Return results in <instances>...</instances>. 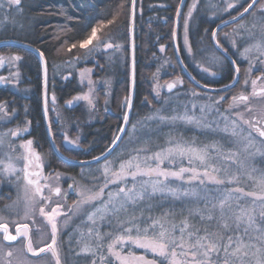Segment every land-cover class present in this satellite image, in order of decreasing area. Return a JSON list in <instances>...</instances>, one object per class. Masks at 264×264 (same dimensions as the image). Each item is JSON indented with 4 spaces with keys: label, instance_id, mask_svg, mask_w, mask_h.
<instances>
[{
    "label": "trees",
    "instance_id": "obj_1",
    "mask_svg": "<svg viewBox=\"0 0 264 264\" xmlns=\"http://www.w3.org/2000/svg\"><path fill=\"white\" fill-rule=\"evenodd\" d=\"M250 1L248 0V2ZM130 2L131 0H21L19 8L10 6V22L5 23V26L0 28L8 32L7 36H0V41H19L33 46L43 53L48 70L47 111L51 134L56 148L68 159L87 160L99 156L110 146L114 138L115 128L119 125L116 115H122L128 96V20ZM178 2L179 0H136L134 19L135 98L127 134L114 152L103 162L80 167L69 166L52 156L56 170L58 169L70 175L75 195L71 202L80 199L77 195L79 190L99 191L104 184V175L95 171L98 166L105 163L106 160L114 161V170H117L118 163L122 160H128L131 156H136V150L138 149H146V151L139 153L141 157H145L159 152L162 148L168 146L170 141L183 140L194 143L198 147L215 143L220 147H228L230 154H243L241 147L234 142L237 138H227L225 134L221 135L223 131L219 130L209 131L210 129L199 126L196 128L195 124L171 123L170 120L162 121L159 119L153 123H143L139 130L132 131L134 125L144 122L147 117H150L156 111H159L160 117L174 116L178 113V108L181 107V101L186 100L188 97L191 98L188 93H185V88H182L183 85L176 87L175 90L179 92L166 102L162 93L163 80L166 79V75L179 72L171 41L173 19ZM246 6V0H241L236 7L229 9L226 14L217 17L216 20H210L208 18L209 13L215 12L217 14V11L221 10L223 6L216 5L215 9H209L208 12V7L200 5L198 11L192 17L193 24L188 26L190 47L195 53L193 55L199 59L204 57L209 49L215 55L220 56L213 49L210 42L213 28L217 24L236 16ZM258 8L259 3L249 14ZM23 11H26L30 22L27 27L22 26ZM13 12L14 15H11ZM109 20H113V23L108 24ZM100 25H104V27L98 31L97 35L105 43H110L112 47L105 48L103 44L98 45V42L94 40L89 45V48L94 49L91 53L88 52V49L80 48V42L91 35L92 28ZM227 29L228 27L217 33L216 39L218 41L224 35L223 31ZM72 44H76L77 47L69 51L68 49ZM0 54L20 57L19 60L12 62L13 68H3L2 72L0 71L3 83L0 86V104L6 107L5 115L9 118L6 127H12L13 129L14 126H20L19 129H24L31 126V130L37 131L38 137L50 154L41 116L40 62L32 52L13 46H1ZM164 58L167 61L163 63ZM181 58L189 73L195 76L201 84L208 83L210 87H219L228 84L232 80L233 72L225 59L222 60L221 66L217 70V77L210 78L207 77L208 75L205 76L195 71L184 53ZM56 66L62 68L58 71ZM85 66L94 68L93 79L101 81L104 88H101L102 91L97 90L95 98L96 106L99 108L97 124L91 121L83 127L79 110L85 104L74 100L80 93H83L84 86L80 84L79 71ZM104 91H106V94ZM157 92H159V95H157ZM200 92V95H209L210 98L214 96L211 93ZM223 94H226V92L219 95ZM70 105L73 108H70ZM219 108L226 111L234 119L235 114L238 113L227 111L222 107ZM77 129H79L78 131L81 132L83 138H80L76 148H66L64 146L66 133L68 136L74 137V131ZM243 157L246 156L242 155L241 158L243 159ZM85 169L94 170L95 172L89 177L82 172ZM145 178L147 177H141L140 179L147 180ZM131 181L132 179L129 182ZM172 183L187 186L175 180ZM0 186V201L5 202L6 206L10 205L15 200L18 184H14L10 179L0 178ZM213 187L212 184L207 186L209 196L207 207L209 209H211V204H218L217 201H220L221 196L225 195L223 193L230 190L224 184L215 191L212 190ZM118 188L119 186L116 184H109L104 190L101 201H94L92 205L86 206V211L91 212L95 208L101 207L102 201L107 200L108 193L110 191L115 192ZM201 194H204L203 189H201ZM149 203L153 205L151 211H149ZM4 208H1V210ZM169 208L175 209L174 214H169L165 219V226L171 229L172 224L180 225L181 221L189 216L190 209H204L205 202H197L191 199L173 201L171 197L162 199L157 194L151 201L144 200L135 205L130 204L127 206L126 211L119 214L118 218L109 215L104 220H97L94 227L104 237L102 247L107 248L114 237L120 234L122 229L118 227V224L121 221H128L133 217L142 221L150 215L153 218L162 217V213ZM214 209L213 215L216 218L212 221H201L199 215L190 217V223L200 228L201 234H203V228L208 227L209 231L222 235L224 242H227L228 236L234 238L240 236L245 242H249L250 238L256 236L255 234L249 236L248 232L250 233V230H248L245 237V232H241V227L233 233L226 232L227 230L220 226V214ZM62 211L67 212L63 208ZM5 212L1 214L4 219L13 217L12 213L4 214ZM259 212V209L257 213L256 210L253 211L255 221L258 222V224L254 222V226L264 229V226L263 228L259 226V224H262L261 219L258 217ZM17 217H19L20 222H31L33 247H41L48 240V237L50 238L49 228L46 223H43L38 214H34L32 219L29 218V221L28 218L23 220L21 216ZM7 222L10 223L11 221ZM58 224L61 229L58 234V241L60 243L62 264H71L70 262L73 259L74 264H89L91 255H76L84 244H96L95 234L91 238L88 235V228L93 225H91V222H87L86 214L73 216L67 223H65V217H59ZM127 226L125 224V227ZM81 233H83V236H81ZM109 233L111 235H107ZM175 234L177 237L179 236L178 228ZM254 242L259 243V241ZM2 244L0 246V264H2V261L3 264L5 261L8 264H45L42 263L41 259L36 260L40 256L48 258L49 262L47 264H55L49 253H42L36 257L27 255L19 246H16L18 247L16 248L11 247V244H4L3 242ZM102 247L96 250L95 257L97 256V260V254L103 251ZM9 251L12 252V255L6 256L5 254ZM135 253L141 254L143 251H136L135 249ZM146 257L153 259L151 255ZM156 259L159 260V258Z\"/></svg>",
    "mask_w": 264,
    "mask_h": 264
},
{
    "label": "snow or ice",
    "instance_id": "obj_2",
    "mask_svg": "<svg viewBox=\"0 0 264 264\" xmlns=\"http://www.w3.org/2000/svg\"><path fill=\"white\" fill-rule=\"evenodd\" d=\"M9 6H16L19 8L21 0H7ZM135 0H133V4ZM247 6L243 7V12L239 14L242 18L244 14L249 13L250 10L256 8L259 3V12L264 13V3H261L260 0H251L248 2L246 0ZM235 5L228 3L227 7L232 9ZM0 7H3V4L0 3ZM197 4L194 2L191 6L188 15L191 16L192 9L196 8ZM179 13V9H178ZM237 17H233V20H236ZM113 20H109L108 24H112ZM104 25L99 27H93L91 30V35L80 42L79 47L82 49H88V52L91 53L94 51L93 48H89V45L96 40L99 44H103L105 48H111L110 43H105L97 33L102 29ZM187 21L185 22V30L187 32ZM217 33L214 30L212 32V39L216 41L215 48L221 50L222 55H212L208 57L210 63L214 66H221L222 60L227 59V49L223 48L221 43L216 39ZM185 43L187 44V35L185 36ZM235 46V42H233ZM76 44H72L68 49L71 51L73 48H76ZM255 47L257 51L264 56V45L257 43L254 46H250L244 49L242 53L245 58L252 51V48ZM163 50V48H162ZM189 53L191 54V48L189 47ZM41 60H43V53H40ZM12 60H19V56H12ZM0 62H3V57H0ZM264 63V61H262ZM232 64L235 65L236 61L233 60ZM199 66V65H198ZM202 71L208 73L209 75L215 76V72H209L207 67H202ZM240 69L237 67L236 72L239 73ZM252 68L248 69L250 73ZM83 75V74H82ZM191 79L195 84L202 89H208L209 84H201L194 76ZM262 77H257L256 79L251 80L252 93L250 95H245L241 93L238 96L232 97V102L229 106V111L232 108L244 105L248 109V102L251 97H260L264 98V86H260L258 89V81ZM238 80L237 76H233V81ZM183 81L180 78H177L175 81L168 83L167 88L171 91L176 85L182 84ZM248 81L245 80V84ZM234 85H225V88H230ZM159 95V92H157ZM193 96H197L198 93L193 92ZM76 100L88 99L87 96L76 97ZM225 99L221 96L218 100H213L211 105H202L200 107V115L198 116L195 111L191 113L185 108V111L182 114L172 116V117H159L160 120H171L173 122L180 120L187 124H195L199 127L208 128L210 130H219L223 131L226 134L232 136H237L236 131L238 124L237 120L242 121L243 124L248 125L249 128L253 129L258 133L260 137H264V128L257 127L256 125L260 123L257 120H247L243 118L242 113H236V119H231L230 116L225 115L219 111V104ZM71 103V102H69ZM126 103L129 108L131 107V97L126 98ZM196 106L193 105V109ZM250 110V109H248ZM0 111H3V107L0 106ZM215 112L218 119L214 121L207 120V114ZM124 120L127 122L129 120V114L125 112ZM220 120H223V127H220ZM215 124V128H213ZM135 128V125L133 126ZM21 131H27V128L11 130L10 135L16 137ZM49 131H51L49 129ZM121 132L125 131L124 127H121ZM9 135V133H4L0 135V146H3L5 143L4 137ZM251 135V134H249ZM122 137L117 135L112 144L115 145L118 140ZM243 139H248V137H242ZM65 140L69 144L75 143L68 139L65 136ZM171 146L167 148H162L159 152H155L152 155L145 156L141 158L140 152L146 151V149H138L137 155L130 157L128 160H122L119 164V169L114 170V161L106 160L103 165V175H104V184L100 187L99 191L93 192L89 190H79L77 195L80 199L72 206H70L67 212H63L61 205L58 201L56 202L55 207H51L50 211H46V208L49 206L50 197H45L43 194V189L38 180H32L28 178L26 173L25 179L28 185L33 186V196H39L42 200L43 206L39 208V213L42 217L45 218L47 224L51 229V243L46 244L44 247L34 248L33 241L30 237L29 225L27 223H20L16 227V234L13 235L8 231V227L5 223H0V231L3 232V240L12 242L17 241L19 237H23L26 250L32 253L33 256H38L41 253H50L54 259L55 264H62L60 257V243L58 241V234L61 231L58 224V217H65V223L71 220L73 216L85 215L87 216V222H91L92 227L88 228V235L91 238L95 234L96 244H84L78 253L77 256L84 255L93 257L91 264H96L95 255L96 250L102 247V241L104 237L96 230L94 227L97 223V220H104L107 216L119 217L121 212L127 210L128 205H135L140 201L148 200L151 201L153 197L157 194L161 196L162 199L172 198L173 201L181 200L187 201L189 199L195 200L197 202L204 201L205 208L200 209H190L189 216L185 217L180 225L172 224L171 229L165 226V219L169 214H174L175 209L169 208L162 213V217L153 218L151 215L147 218H144L142 221L133 217L128 221H121L118 224V227L122 229L119 235L115 236L112 240V243L108 244V252L111 256L115 257L116 261L119 264H164L167 261V264H264V231L257 228L256 231L260 233L259 235L250 238L249 242L242 240L240 236H228L227 242H224L223 236L218 235L215 232L209 231L208 227L203 228V234H201V229L195 227L190 223V217L199 215L201 221H212L216 217L213 215V209L207 207V202L209 200L207 184L223 185L225 183H233L235 178H230L227 181L220 178L214 173H218L220 169L215 168L209 162L213 157L211 156L209 149H215L217 152L221 151V148L218 144L205 145L203 147H197L194 143L185 142L183 140H176L169 142ZM32 140L26 141L25 144L21 147L28 150L29 154L37 161L41 159L40 155L35 153L32 150ZM59 151V149H57ZM103 155V154H102ZM235 155L231 153L229 158ZM28 159V157H24ZM67 159V158H65ZM95 161H99L101 157H94ZM187 159L189 167H180L177 171H173L167 168H162L161 165L168 163H175L177 160ZM154 162V164H153ZM198 162V167L196 165ZM31 163V161H29ZM85 162H81L83 165ZM0 164L3 165V168L0 169V175H11L14 174L16 169L11 163L5 164L0 160ZM39 167V165H37ZM199 167H202L204 170H198ZM211 169V172L209 171ZM185 174H190L186 177ZM34 175H39L34 173ZM131 176L132 186L128 187L126 178ZM147 177V180H143L137 185L138 178ZM172 180L181 181L183 185H174ZM199 181V186L194 185L193 182ZM122 183L123 186L119 187L115 192H109L108 198L106 201H102V206L95 208L94 211L87 212L86 206L92 205L94 201H101V198L104 195V190L108 187L109 184ZM47 187V185H45ZM73 186L69 185L71 189ZM259 187L261 189V195L256 196L254 193H245V195H253L255 199L262 202V210L260 213L261 219L264 220V178H261L259 182ZM201 189H203V195L201 194ZM49 191H54V194L57 197L66 195L63 193L60 187H55L54 189H49ZM235 192H243L242 189H235ZM233 195V190H229L228 194L225 195L219 201V210H220V226L225 230L230 228L229 223L224 219V208L225 204ZM153 205L149 203V211H151ZM215 208V205H213ZM30 213L29 204L25 205V218H28ZM236 229L239 230L241 224H245L244 229L245 234L248 232V228L251 227L255 222V217L249 211L241 209L240 213L235 216ZM150 221V223H149ZM125 224L128 226L125 227ZM179 229V236H176V230ZM107 235H111L110 233ZM83 236V233H81ZM259 241V243L251 242ZM127 245H134L136 248L144 249L145 252H151L153 254V259H148L146 255H135L132 252L128 254L123 253V249ZM251 251V259L249 258ZM6 256H11L12 252L9 251L5 254ZM156 258H159L157 260ZM101 260L104 259L103 256L100 257ZM4 264H8L7 261Z\"/></svg>",
    "mask_w": 264,
    "mask_h": 264
},
{
    "label": "rangeland",
    "instance_id": "obj_3",
    "mask_svg": "<svg viewBox=\"0 0 264 264\" xmlns=\"http://www.w3.org/2000/svg\"><path fill=\"white\" fill-rule=\"evenodd\" d=\"M194 2L197 4L196 8H199L200 5H198V0H192L191 6L193 5ZM240 2H241V0H205L204 5H206L209 9H215L214 7L216 5L223 6L221 10L217 11V14H215V12L209 13L208 18L210 20H216L217 17H220V16H222L228 12V10H229V8L227 7L228 3H232L235 5L234 7H236ZM0 3L3 4V7H0V28H2L5 26V23L10 22V17H9L10 6H9L7 0H0ZM261 3H264V0H261ZM189 9H190V7H189ZM192 10H194V9H192ZM19 13H20V11H19ZM188 13H189V10L187 7L186 11H184L181 14V18H180V22H179V28H178V35H177L178 44L180 42L182 52L184 53L185 57L189 61L192 68L195 69V71H197L198 73L205 75V76L208 75V76H210V78H215L216 75L212 76V75H209L208 73H205L202 71V67H207L209 69V72L217 73V70L219 67L214 66L208 60V57L215 55L211 50H209V49L207 50V54L204 56L205 58L201 57L199 59L193 55L195 53H193L192 49H191V54L189 53V47H190L189 32L190 31H188L189 29L187 27V32H186L185 22L187 21V24L189 26L190 21L192 20V18H191L192 16H189ZM11 15H14V12ZM259 20L261 23L258 22ZM173 21H174V19H173ZM22 22H23L22 26H24V27L25 26L27 27L30 24L26 11H23V21ZM172 28H173V26H172ZM223 33H224V36H230L229 38L232 39V46H233V42H235L234 47H237L241 44L243 46L247 47L249 45V42H253V41H258L257 43H263L264 42V20L262 21L261 18L258 17L257 9H256L251 14H249V16H247L245 19L241 20L240 22H238L232 26H229L226 31H223ZM7 35H8L7 30L0 29V36H7ZM171 35H172V33H171ZM186 35H187V44L185 43V36ZM19 36L21 37V35H19ZM171 39H172V37H171ZM250 46H253V45H250ZM254 48L255 47L252 48V51L248 54V56H254V54L256 53V50H254ZM254 51H255V53H254ZM12 56H16V55H8L7 56V55L0 54V57H3V62H0V71L1 72H2L3 68H8V67H9L8 69L13 68L12 62H15L17 60H12L11 59ZM248 60L251 63L250 65H253L254 58H253V60H250V58H248ZM166 61H167L166 58H164L163 63ZM56 67H57L58 71L62 68L61 66H56ZM90 75H91L90 71L80 70L79 71V77H80L79 80H80V84L82 86H84L83 90L88 91L91 89V91H92V88H95V91H93L92 95H91V93L90 94L88 93V95L86 94V96L88 97L87 100L89 102H85V105L91 103V105L96 106L94 101H96L95 98L97 95V90H101V88H104V84L101 81H93L91 83L92 80L89 77ZM1 79L2 78L0 77V80ZM104 93L106 94V91H104ZM192 93L190 91L191 95H192ZM188 96H190V95L188 94ZM193 97H194V99L193 98L191 99L189 97H188L189 99L188 98L186 100L183 99L184 101H181V107L178 108V110H177L178 113L175 114L174 116L182 114L185 111V108H187V110L190 113L192 111H195V113L199 116L200 115L199 110H200V107L202 105H211L213 100H217L216 98H212V97L210 98L209 95L198 94L197 96H193ZM193 105L196 106L194 109H193ZM5 108L6 107H3V111H1L2 115H5L4 114ZM219 111L225 115L230 116L229 114L226 113V111L220 110V108H219ZM1 114H0V123L8 122L9 118L6 115L4 117H2ZM159 117H160L159 111L152 113V115L150 117H147L144 120V122H139L137 125H135V128H133L132 131L134 132L136 130H139L143 123H153V122L158 121ZM216 119H218V117L216 116L215 112L207 114V120L208 121H214ZM231 119H234V118H231ZM235 119H236V117H235ZM170 122L171 123H175V122L184 123L183 121H180V120H177L175 122L170 120ZM241 122L242 121L237 120V124H238V127L236 129V131L238 133L237 136H232V135L226 134L224 132L223 133L220 132V133H222L221 135L225 134V137H227V138H229V137L237 138L234 140V142L238 146L241 147V152L243 151L242 155H244L246 157H243V159H242L241 158L242 155H237L236 153H234L235 155H232L229 158L230 150L227 149L228 147H226V148L220 147L221 148L220 152H217L215 149H212V148L209 149V152H210L211 156L213 157V159H211L209 163L212 166H214L215 168L220 169V171L218 173H214V174L218 175L222 179H225V181H227L230 178H235L233 180V183H231V184L225 183L224 184V185L228 186L230 190H233V195L228 200V202L225 204V208H224V219H226L230 225V228L226 232H230V233H233L236 230V224H235L234 218L236 215H238L240 213L241 209L249 211L252 215H253L254 210H256V213H257L258 209H259L260 212L258 213V217L260 219H261L260 213L262 210V202L260 200L255 199V197L253 195H245V193H254L256 196L262 194L261 189L259 187V182H260L261 178H264V169L261 170L260 167H256L257 162L259 160L258 161L255 160V159H258L255 154H259L258 155V157H259L260 151L252 149L253 148L252 144H250V147H249V143H251V139L241 131V128H243L242 126H244ZM223 124H224L223 120H220V127L221 128L223 127ZM195 127L197 128V125H195ZM215 127H216L215 124H213V128H215ZM78 130L79 129L74 131L76 134L74 137L68 136V134L65 132L66 133L65 136H67L69 140L75 142L73 144H69L64 139V146L66 148H69V147L70 148H76L77 147V143H79L80 138L82 137L81 136L82 134H80L81 132ZM6 131H7V133L10 134V130H6ZM65 131H67V130H65ZM209 131H212V130H209ZM22 132L23 131H21L19 134H22ZM242 137H248V139H243ZM9 138H10L9 135L6 136L7 144L4 143L3 146H0V150H1L0 160H2L5 164L11 163L14 166V168L16 169V171L14 174H11V175H0V178L6 179V180L10 179L11 181L14 182V184H18L17 192L14 190L16 192L15 200L10 205H7L6 209H5L6 213H12V215H13L12 218H10V219L5 218V219L7 221L15 222L19 219V217H17V216H21V218L23 220L26 219L25 218V205H26V203H28L29 207H30V213H29L28 217H30L31 213H33V210H32L33 208H32V204L28 200L29 196H27V194H26V191H28V190L25 191V189H24V187L27 189V186H26V182L22 176L21 165L19 164V160L15 157L16 154L12 153V150H11L10 146L8 145L10 143ZM243 143H245V144H243ZM7 146H9V147H7ZM169 146H171V145L169 144L168 146H166L164 148H167ZM5 149H8L9 151H5ZM13 149H16V147H13ZM263 152H264V149H263ZM141 158H143V157H141ZM185 162H187V164H189L187 159H184V160L178 159L175 163L165 162V164L161 165V167L167 168V169H170L173 171H177L180 167H184ZM259 163H260V161L258 162V164ZM104 164L105 163H102L100 166H98L95 171H98V172L103 174L102 169H103ZM119 164L120 163H118L117 170L119 169ZM153 164H154V162H153ZM172 166H174V167H172ZM189 166L190 165H188V167ZM192 166L198 167V162L196 165H192ZM2 168H3V165L0 164V169H2ZM198 170L203 171L204 169L202 167H199ZM95 171L90 170V169L82 170V172L86 173V175L89 177L92 176V174ZM209 171L211 172V169H209ZM241 174H242V176H241ZM185 175L187 177L190 174H185ZM66 179H67V177H66ZM128 179L130 181L132 179L131 176H128L126 178V182H127L128 187H131L133 181L129 182ZM145 179H148V178H145ZM143 180L138 178L137 185H139V183ZM173 181L174 180H172V182ZM176 182L181 183V181H176ZM193 183L195 186H197V187L199 186V181H195ZM116 185L119 187L123 186L122 183H116ZM209 185H211V184H209ZM212 185L214 186L212 188V190H214V191L216 189L218 190L222 187V185H219V186L215 185V184H212ZM207 186H208V184H207ZM238 188L242 189L243 192H235L234 191L235 189H238ZM79 189H77V190H79ZM228 191H226L223 194L227 195ZM110 192H114V191H110ZM225 195H222L221 199ZM217 202H218V204H216V205L211 204L210 207H211V209H214L213 205H215L216 212L218 214H220L219 201H217ZM252 208H253V210H252ZM50 210H51V208L49 210H46V211H50ZM37 214L39 216H41L39 213V210L37 211ZM41 218H43L45 220L44 217L41 216ZM58 218H57V220H58ZM1 219H4L3 216H0V220ZM43 219H41V220L43 221ZM261 222H262V224H259V226H261L263 228L264 220L261 219ZM45 223L48 226L50 234H51L50 226L47 224L46 220H45ZM255 223L258 224V222H256V221H255ZM240 227H241V232L243 233L246 225L241 224ZM257 228H259V227L254 226V224L251 227H249L248 230H250V233H251L250 234L248 232L249 236L254 235V234L256 236L259 235L260 233H258L256 231ZM261 230L264 231V229H261ZM242 235H244V234H242ZM244 236L246 237V234ZM111 243H112V241H111ZM2 245H3L2 241H0V246H2ZM102 248H103V251H102L101 256H103L104 259L101 260L99 257V260H97V257H95L96 264H119V262L116 261L115 257H113L109 254L108 248H104V247H102ZM127 248H128V250H127ZM134 248L136 249V251L137 250L143 251V253H141V254L135 253ZM128 252H132L135 255H146L147 254V255H151V257L153 256V254L151 252L146 253L144 249L136 248L134 245H127L124 247L123 253L128 254ZM25 253L27 254L26 251H25ZM82 256H84V255H82ZM92 259H93V257L91 256V258L89 259V264H91ZM148 259H150V258H148ZM248 259H251V252H250V256ZM0 260H1V258H0ZM70 263L74 264V259ZM2 264H3V261H2ZM165 264H167V261H165Z\"/></svg>",
    "mask_w": 264,
    "mask_h": 264
},
{
    "label": "flooded vegetation",
    "instance_id": "obj_4",
    "mask_svg": "<svg viewBox=\"0 0 264 264\" xmlns=\"http://www.w3.org/2000/svg\"><path fill=\"white\" fill-rule=\"evenodd\" d=\"M191 2H192V0H187L186 1L182 13L184 11H186L187 7H188V10H190L189 7L191 8V4H192ZM204 3H205V0H198V5L206 6V5H204ZM197 9L198 8H194V10H192V15H191L192 17H194V13L198 11ZM258 9H257L258 17L261 18V20L263 21L264 20V13L259 12ZM207 11L209 12V8H207ZM258 22L261 23L260 20ZM192 24H193V20L190 21V25H192ZM229 37L230 36H224L223 35L220 38V43H221L223 48L227 49V54L233 60L236 61V65L240 69V71H239V80H238L236 86L233 89L227 91L226 94H223V95L212 94V95H214V96H212V98H216L217 100L221 96L225 97V99L219 104V107L225 108V110H227V111H229V106H230V104L232 102V97L233 96H238L241 93H243L245 95H250L252 93L253 89H252V85H251V80L256 79L257 77H262V79L258 81V86L257 87L259 89L260 86H264V63H262V61H264V56H262L259 51L257 52V50L255 48H254V50H256V53L254 51V53H255L254 56H247V58H244L245 56L242 55V53L244 52L245 48L250 47V45H253V46L256 45L258 41L249 42V45L247 47L243 46L242 44L237 46V47H234V46H232V39L229 38ZM260 44L264 45V42L260 43ZM178 48H179L180 55L182 57L183 53H182V48H181L180 44H178ZM217 54H219V53H217ZM248 58H250V60H253V58H254L253 65H250L251 63L249 62ZM225 61L229 64V62L226 59H225ZM94 62L96 63V61H94ZM229 66H230V68L232 69V72H233L232 73V79H233L234 69L232 68V66L230 64H229ZM250 67L252 68V71L249 73L248 69ZM81 70L82 71H86V70L90 71L91 75L89 77L92 80L91 83L93 81H97V79H93V75L95 74L93 67L85 66ZM192 77H193V75H192ZM208 77H210V76H208ZM215 77H217V75ZM177 78H180L183 81V83L176 85V87H181L183 85L182 88L183 89L185 88V93L186 94L188 93L191 98H194V97L190 94V91H191V93L192 92H196L198 94L201 93L200 90L195 88L185 78V76L179 70V72H175L174 74L166 75V79L163 80L164 87L162 89V93H163V96H164L163 99L165 100V102L167 100H169L170 97H173L174 95H176L177 92H179L178 90H175L176 87H174L171 91H169L168 88H167V84L175 81ZM245 80L248 81L247 84H245ZM2 84L3 83L0 80V86ZM191 87H193V88H191ZM188 88H191V89H188ZM93 91H95V88H92V91H91V89L88 90V91L87 90H83V93H80L78 95V97L86 96V94L88 95V93L89 94L91 93V95H92ZM215 95H218V96H215ZM86 100L87 99H80V100H76L75 99L74 101L84 102V104H85V102H89L88 100L87 101ZM94 103H95V101H94ZM72 105H70V108H73V107H71ZM0 106H2V105L0 104ZM126 106H127V104L124 107V111L122 112V115L119 116V115L114 114V115H116V117H117L116 120L119 123V125L115 128L114 138L118 135V133L120 131V128L122 126V123H123V120H124V114L126 112ZM248 109H250V110H248ZM248 109H246L244 105H240L238 107L232 108L230 111H235V112H238V113H242L244 119H247V120H250V121H252V120L260 121V123H258L256 126L260 127V128H264V98L251 97L250 101L248 102ZM98 110H99V108L97 106L91 105V103L87 104V105H83L80 108L79 115L82 116L80 118L82 119L83 127H85L91 121H93L92 123L97 124L98 121H96V120H97V116L99 114ZM0 114H1V111H0ZM4 114H5V112H4ZM4 116L5 115H2V117H4ZM112 116H113V114H112ZM130 118H131V115H130ZM6 124H7V122L0 123V135H3L4 133H7L6 130H10V131L11 130H16V129H19L18 127H20V126H14L15 128L12 129V127H6ZM129 124H130V119H129V122H128V126H127V129H126L125 135L127 134V131H128V128H129ZM42 125H43V129H44V132H45L43 120H42ZM243 125L244 126L241 125L243 127V128H241V131L244 132L246 135H248V137L251 139V143H249V147H250V144H252V147H253L252 149L260 151V156L259 157H258L259 154H255L257 156V158H258V159H255V160H257V161L259 160L260 161L259 164H258L259 161L257 162L256 167H260V169L263 170L264 169V152H263V149H264V137H260L258 135V133L255 132L253 129L249 128L248 125H246V124H243ZM21 130H23V129H21ZM249 134H251V135H249ZM125 135H124V137H125ZM45 136H46V132H45ZM9 137H10L9 138L10 143L8 145L10 146V148L12 150V153L16 154L15 157L19 160V164L21 165L22 176H23V179L25 180L26 186H27V189L25 187H24V189H25V191L28 190V191H26V194H27V196H29L28 200L32 204V208H33V209L31 208L33 210V213H31L30 217H28V221H29V218L32 219V216L34 214L37 215V211L39 210V208L41 206H43L44 202L42 200H40L39 196H35V197L33 196V186L28 185V183H27V181L25 179L26 173H27L29 179L38 180L40 185H41V187H42V189H43L44 196L51 198L49 200V206L46 208V210H49L51 207H55L56 206V202L58 201L60 204L62 203L63 210L66 209V211H67L68 208L70 206H72L74 204V202H76V201H72L71 202V199L75 195H74L73 189L69 188V185H72V183L70 181V175L66 174L63 171H60L58 169L56 170L55 162L53 161V158H52V156H55V155L53 154V152L50 149V146H49L48 140H47V136H46V141H47V144L49 146L50 154L46 151V148H45L43 142L38 137L37 131L33 130V129L31 130V126H27V131H23L22 134H18L15 138L12 137L10 134H9ZM124 137L122 138V140L124 139ZM4 139H5V144H7L6 136L4 137ZM28 140H32L33 141L32 150L35 153L40 155L41 159L39 161L35 160L29 154L27 149L21 147V145L25 144L26 141H28ZM111 144H112V142L110 143V145ZM9 146H7V147H9ZM13 147H16V149H13ZM5 151H9V150L5 149ZM0 152H1V150H0ZM24 157H28V159L26 160V159H24ZM29 161H31V163H29ZM37 165H39V167ZM188 165L189 164H187V162H185L184 166L188 167ZM172 167H174V166H172ZM34 173H38L39 175H34ZM66 177H67V179H66ZM45 185H47V187H45ZM55 187H60L62 192L66 193V195L61 196V197H57L54 194V191H49V189H54ZM0 192H1V186H0ZM4 207L6 208L5 202L0 201V216H1V214H3V212H5V208ZM1 208H4V209L1 210ZM4 214H6V212ZM33 218H35V217H33ZM41 219H43V218H41ZM0 221H1L0 223H5L7 225L8 231L11 234H13V235L16 234L17 225L20 224V223H24V222H20L19 220L15 221V222H10V223H8L6 219H1ZM30 223L31 222H29L27 224L29 225V230H30L29 234H30V237H31L32 232H31ZM43 223H45L44 219H43ZM31 239H32V237H31ZM50 239H51V235H50V238L48 237V240L41 247H44L46 244L51 243ZM0 241H2L4 244L6 243L3 240V232L2 231H0ZM7 244H11L10 245L11 247L19 246L24 251L27 252L23 237H19L17 239V241L8 242ZM5 246H7V245H5ZM16 248H18V247H16ZM34 248H36V247H34ZM38 248H40V247H38ZM41 254H39L38 256H40ZM101 254H102V252L97 254L98 255V260H99V257H101ZM27 255H28V252H27ZM38 256H36V257H38ZM39 259H41L42 263H45V264H47V262H49L48 258L43 257V256L38 257L36 260H39ZM53 261H54V259H53Z\"/></svg>",
    "mask_w": 264,
    "mask_h": 264
},
{
    "label": "water",
    "instance_id": "obj_5",
    "mask_svg": "<svg viewBox=\"0 0 264 264\" xmlns=\"http://www.w3.org/2000/svg\"><path fill=\"white\" fill-rule=\"evenodd\" d=\"M187 0H179L176 12H175V16H174V21H173V28H172V50H173V55L175 58V62L180 70V72L185 76V78L198 90L203 91V92H207V93H211V94H221V93H225L231 89H233L238 80H239V73L236 72V68L238 67L236 64L233 65L232 61L233 59L227 54V61L229 62V64L232 66V68L234 69V76L238 77V80L236 82L232 81L226 85H234L230 88H225L224 86H219V87H210L208 89H202L201 87L197 86L195 84V82L191 79L192 75L189 73V71L187 70V68L185 67L180 52H179V48H178V42H177V35H178V28H179V22H180V18H181V14L184 8V5L186 3ZM251 2V1H250ZM178 9H179V13H178ZM251 11V10H250ZM249 11V13H250ZM243 10L240 12L242 13ZM239 13V14H240ZM249 13H246L243 15V17L241 18L239 16V14H237L234 17H237L236 20H233V17L225 20L219 24H217L212 32L215 30L216 33H218L220 30L229 27L237 22H239L240 20H242L246 15H248ZM135 15H136V0L135 3L133 4V0H131L130 2V11H129V20H128V61H129V84H128V97H131V107L129 108L128 104L126 106V112L129 114V119H130V115L132 113V108H133V104H134V98H135V47H134V19H135ZM212 32L210 35V42L211 45L213 46V48L215 49V51L217 53H219L220 55H222L221 50L216 49L215 45H216V41H214L212 39ZM1 46H13V47H17V48H21V49H25L28 50L30 52H32L34 55H36V57L38 58L39 62H40V70H41V113H42V120H43V124H44V128H45V132H46V136H47V140H48V144L50 146L51 151L53 152V154L55 155V157L57 159H59L60 161H62L63 163L69 165V166H75V167H80V166H88V165H95L97 163H100L102 161H104L105 159H107L113 152L114 150L118 147L119 143L121 142L122 138L125 135L127 126H128V122H125V120H123L122 126L125 128L124 132L119 131L118 135L120 137H122L120 140L117 141V143L115 145L111 144L102 154H100L99 156L96 157H101V159L99 161H95L93 158L91 159H87V160H71V159H65L66 157L63 156L59 151H57V148L54 144L53 138H52V134L51 131H49L50 129V124H49V119H48V111H47V80H48V70H47V64L45 61V58L43 56V60H41L40 57V51L37 50L36 48H34L33 46H30L28 44L19 42V41H14V40H4V41H0V47ZM121 129V128H120ZM51 130V129H50ZM81 162H85L83 165L81 164ZM6 243H8V241H5ZM28 252V251H27ZM29 255L33 256L30 252H28Z\"/></svg>",
    "mask_w": 264,
    "mask_h": 264
}]
</instances>
